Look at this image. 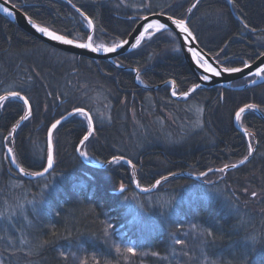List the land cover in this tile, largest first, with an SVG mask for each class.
Listing matches in <instances>:
<instances>
[{"label":"trees","instance_id":"1","mask_svg":"<svg viewBox=\"0 0 264 264\" xmlns=\"http://www.w3.org/2000/svg\"><path fill=\"white\" fill-rule=\"evenodd\" d=\"M8 1L41 26L60 34L67 30L69 38L86 40L89 34L71 3ZM193 2L151 0L153 12L168 4L169 15H187L197 45L222 66L241 67V61L251 63L264 52V0H199L198 7L187 13ZM72 3L94 19L96 43L108 45L125 39L137 17L149 14L139 7L141 0ZM114 61L123 66L45 45L0 16V95L20 91L30 97L33 108L31 118L9 140L4 137L24 114L23 104L12 100L0 109V255L5 263L66 264L60 247L102 246L107 215L119 217L134 245L148 251L146 259L152 264H176L180 249L171 240L184 222L199 229L203 241L197 253L212 264L263 259L264 121L252 110L243 114L239 125L252 134L248 139L255 143L253 155L225 174L217 169L247 155L249 142L233 125V116L247 103L264 107V81L231 88L247 83L240 79L229 88L205 87L187 98L174 99L168 81H176L178 93L197 82L174 33L157 34ZM133 68L140 71L143 84ZM74 107H84L94 119L95 131L80 147L87 158L102 164L113 156H124L134 170L121 161L104 168L82 161L76 149L86 123L78 116L54 130V164L45 176L31 180L10 165L7 147L14 149L17 162L27 172L41 171L46 164L48 128ZM197 108L203 110L199 126ZM178 172L205 175L202 181L169 177L151 193L141 194L134 188V180L148 188L156 179ZM193 184L215 188L217 194L195 196L189 202L180 199ZM166 198L173 200L171 212L164 216L160 201ZM129 204L143 213L147 223L131 219Z\"/></svg>","mask_w":264,"mask_h":264},{"label":"snow or ice","instance_id":"2","mask_svg":"<svg viewBox=\"0 0 264 264\" xmlns=\"http://www.w3.org/2000/svg\"><path fill=\"white\" fill-rule=\"evenodd\" d=\"M69 3L72 4V7L76 9V12L79 14L80 17L86 22V28L89 30V34L87 35L86 40L83 38L76 39V38H69L71 35L70 32H67L65 30V34H58L57 31L53 30L51 27L41 26L38 24L35 20H33L31 17L28 18V23L31 24L32 28L36 30V32L41 33L44 37L49 38L52 41H56L63 45H72L76 48L80 49H88L91 52L98 53H116L118 49L124 48L125 46H130L129 51L137 50L146 41H150L152 38H154L157 34H163L167 33L169 36L173 35V30L170 29L169 25L167 23L161 22L159 19H150V16H166L167 20L171 22L172 25L175 26L176 29H179V33L184 36L185 41L187 42L189 39L192 41H196L197 37L193 34V31L190 29L189 24L190 20L188 19L187 15H185L184 18H177L174 14L169 15L167 9L171 7V5L165 4L163 7H161V10L159 12H153L152 8L154 5L151 3V0H141V3L139 4V7H142L149 13L148 16H138L136 19V23H142V30H138V35H135V40L132 42L128 39H118L116 42L111 43L110 45L105 43H96V23L92 17H90L88 14H86L85 11H82L80 8L76 6V4L72 3V0H68ZM123 2V0H121ZM229 3H233V0H228ZM7 3V0H4V2L0 3V11L4 12L5 14L11 16L13 15V12L10 10L9 7L5 6ZM199 0H195V2L191 3L190 6L187 8V13H192L194 9L198 7ZM158 6V5H157ZM235 7V4H233ZM12 8H15V5L13 4L11 6ZM129 20H132V17H128ZM248 25L245 24V28H247ZM101 33L104 32L103 29L100 30ZM135 31V30H134ZM255 31V29H253ZM175 50H178L175 49ZM188 52L191 53V58L197 65L199 69H202L204 73L199 77L201 81H209L212 77H219L222 75V73H243L245 69H251L253 67L252 64L249 63L247 60L241 61L242 67H232V66H222L219 62L217 63V66H213L212 63H209L208 60L204 59V57L200 54L199 51L195 47H189ZM264 57V52H261L260 55L257 57L259 60L260 58ZM151 58V57H149ZM227 60V58H225ZM113 63H116L118 67H122V62L113 61ZM210 74V75H209ZM251 77H257L261 80H264V64H261L258 67H255L254 71L249 70L247 73V76L244 77L245 80L249 84H256L255 79H251ZM136 79L140 81L141 84L144 83V80L141 78V73L139 70L136 71ZM167 83H171L173 85V91L172 95H181L184 97H188L189 93H194L196 90H198L201 85L199 83H194L186 92H179L176 90V81H168ZM219 99H224V95L221 92L219 95ZM12 100H18L22 102L24 114L19 117V119L15 122V124L12 125L11 131L8 133L6 137H4L5 140H9L13 134L17 131V129L21 126L22 122L28 121L32 114H33V108L30 101V97L26 95H22L20 91H8L4 95H0V109H2L5 105V102H11ZM262 111L264 112V107H262L260 104L256 103H247L244 104L243 107H240L235 112V120L237 122L241 121V118L243 114L248 111ZM203 110L200 108L196 109L197 112V120H196V126H199L200 120H199V113ZM78 116L81 118V123H86V132L83 135V138L80 139L79 144L80 146L85 145V143L90 139V137L93 135L95 131L94 127V119L90 115L89 111H86L84 107H74L71 112H66L65 115H61L59 119L55 120L54 123L51 124V127L47 130V156H46V166L42 167L41 171H35L31 174L33 176H43L45 173H47L54 164V155H53V132L62 124L63 121L67 120L70 117ZM245 136L251 137V133L248 130H245L244 132ZM9 156L11 157V163L15 164L16 167L19 169L20 173L27 174V170L17 162V157L14 153V149L9 147L7 149ZM77 152H79L80 156L87 157L88 153L85 151H82L80 147H77ZM254 147L253 144L250 142L247 146V155L243 157V159H240L237 161V163L233 164H225L223 167L218 169L220 172H224L227 168H236L237 164L243 165L246 161H248L249 157L253 155ZM126 158L124 156H113L111 160L107 161L109 164H116L120 161H124ZM127 163L129 165H132L131 160H127ZM134 167V165H133ZM169 175H172V173H169ZM201 176L204 175V173H200ZM167 179L166 177H161L160 179L156 180L153 185H151L152 188H155L157 185L161 183L162 180ZM139 186V185H138ZM120 189H124V185H120ZM147 189H145L146 191ZM253 197L257 196V193L253 191L251 193ZM205 232L208 236H212V232L205 229ZM21 243H26V240H22ZM41 243H47V241H42ZM179 243V241H177ZM117 251H120L119 247L116 249ZM127 251L129 253H132L134 250L132 248H128ZM155 255V253H153ZM60 255H64V253H60Z\"/></svg>","mask_w":264,"mask_h":264},{"label":"rangeland","instance_id":"3","mask_svg":"<svg viewBox=\"0 0 264 264\" xmlns=\"http://www.w3.org/2000/svg\"><path fill=\"white\" fill-rule=\"evenodd\" d=\"M195 114H197V112ZM248 138L247 140L249 142ZM83 158L91 161L87 157ZM216 194L217 191L215 188H204L193 184L188 186L179 198L189 202L195 196L208 198ZM172 200L173 199L166 198L160 201V207L162 208L161 213H163L164 216L171 212L170 207L172 206L170 205H172ZM148 203H150V201H148ZM135 209L136 208L130 205V210H132V214L129 213L131 214V219L137 223H140L139 221H141L142 224L147 223L146 218H141L143 213L140 214L138 211H134ZM104 222L101 247L91 249L88 248L85 243H78L72 247L67 246L59 248V253H64V255L61 256L66 261V264H152L146 259L148 251L140 248V246L137 247L134 245L128 235L127 229H124L123 223L119 222V217L107 215ZM177 241H179V243H177ZM202 241V235L199 229L191 222H184L178 235L172 237L171 240V243L180 249L178 257L175 260L176 264H212L211 261H208L205 257H200L197 253ZM255 243H258L257 240H255ZM117 247H119L120 251L116 250ZM128 248H132L134 251L129 253L127 251ZM0 264H7L2 259L1 255ZM250 264H264V258L260 260L253 259L250 261Z\"/></svg>","mask_w":264,"mask_h":264},{"label":"water","instance_id":"4","mask_svg":"<svg viewBox=\"0 0 264 264\" xmlns=\"http://www.w3.org/2000/svg\"><path fill=\"white\" fill-rule=\"evenodd\" d=\"M65 2H67L69 5H71L67 0H63ZM4 2V0H0V3ZM13 4H11L8 0H7V3L5 6L9 7L10 10L13 12V15L9 16L7 14H5L4 12L0 11V16H2V18H5L7 19L8 21H10L12 24L18 26L19 28H21L23 31H25L26 33H28L29 35L33 36L34 39H38L40 40L41 42L45 43V45H49L53 48H57L58 50H61V51H64V52H67V53H71V54H75V55H79V56H83V57H86V58H89V59H92V60H101V61H105V62H108L110 64H114L117 66V64L113 63L114 59L120 55H123V54H127L129 53V47L130 46H125L124 48H121V49H118L116 53H103V52H98V53H94V52H91L90 50L88 49H80V48H76L75 46H72V45H63V44H60L56 41H52L50 40L49 38L47 37H44L41 33H38L36 32V30L34 28H32L31 24L28 23V16L26 14H24L20 9H18L17 7L15 8H12ZM76 10V9H75ZM149 15V14H148ZM148 15H145V16H148ZM150 19H159L161 20V22H164V23H167L170 27V29L173 30V33L174 35L176 36L177 40H178V44H179V47H180V50L182 52V55H183V58H184V61L186 63V65L189 67V69L193 72V74L195 75L196 79H197V82L196 83H199L201 85V87L198 89H203L205 87H217V88H229L231 87V84L232 82L236 81V80H240V79H244V77L247 76V73L249 70L251 71H254L255 70V67H258L260 66L261 64H264V57L260 58L259 60L257 58H255V60L253 62H255L253 64V67L251 69H245L243 71V73H222L221 76L219 77H212L209 81H201L199 79V77L203 74H206L203 72L202 69H199L197 67V65L195 64V62L192 60L191 58V53L188 52V48L189 47H195L197 49V51L200 52V54L204 57V59L208 60L209 63H212L213 66H217V62L215 61L214 57H212L211 55L207 54L206 52L202 51V49L197 45L196 41H192L191 39H189L187 42L185 41L184 39V36L182 34L179 33V29H176L174 25L171 24L170 21L167 20V17L166 16H150L149 17ZM142 23L143 22H140V23H136L134 28L132 29V31L128 34V36L125 38V39H128V40H131L132 42H134L135 40V35H138V30H142ZM135 30V31H134ZM60 34V33H58ZM253 62H251L250 64H252ZM242 67V66H241ZM133 71H134V76L136 77V69L133 68ZM210 75V74H209ZM254 79L256 80V83H259V82H262L264 80H261L260 78H257V77H254ZM248 85H252V84H249V83H246L244 84L243 86H237V87H231V88H236V89H240V88H246V86ZM144 87V86H142ZM159 86H156V87H150V89H156L158 88ZM148 88V87H147ZM172 91H173V85L170 89V94L171 96L174 98V99H180V98H186L184 96H181V95H176V96H173L172 95ZM197 91V90H196ZM192 93H189V95H191ZM253 111V110H252ZM71 112V111H70ZM261 120L264 121V115L260 112V111H253ZM55 122V121H54ZM53 122V123H54ZM233 125L236 127V129L240 132H242L244 134L245 132V128L241 127L239 125V122H237L235 120V114L233 116ZM51 127V125H50ZM245 135V134H244ZM13 137V136H12ZM11 137V138H12ZM246 138H248V136H246ZM46 142H47V136H46ZM255 146V143H253V147ZM77 147H81L80 144L77 146ZM8 148H6V152L8 154V151H7ZM78 156L82 159V161H84L86 164L90 165V166H95V167H98V168H104L107 164V161L102 163V164H97V163H94V162H91V161H88L86 160L85 158H83L82 156H80L79 152H77ZM251 157V156H250ZM249 157V159H250ZM7 158H8V161L10 163V165L18 172L20 173L19 169L16 167L15 164H12L11 163V157L9 156V154L7 155ZM248 159V160H249ZM111 160V159H109ZM108 160V161H109ZM126 164L127 163V159L124 160ZM122 161V162H124ZM247 162V161H246ZM237 163V162H235ZM233 164V163H232ZM230 165V164H229ZM46 166V164H45ZM128 166L134 170V167H133V164L132 165H129ZM241 165L240 164H237V167H240ZM223 167V166H222ZM52 169V168H51ZM50 169V170H51ZM220 169V168H219ZM231 169H235V168H227L223 174H225L227 171L231 170ZM49 170V171H50ZM218 170V169H217ZM48 171V172H49ZM47 172V173H48ZM47 173H45L43 176H45ZM20 175L24 176L25 178H28V179H36V178H40V177H43V176H33L31 174V172H27V174H22L20 173ZM205 175V173H204ZM201 176L200 174H192V173H188V172H178V173H173L172 175H165V176H162V177H166L167 179L169 177H174V176H182V177H185V178H189V179H193V180H200L202 181V178L204 177ZM161 178V177H160ZM159 178V179H160ZM157 180V179H156ZM166 180V179H165ZM164 181V180H162ZM155 183V182H154ZM134 188L137 190V192L141 193V194H145V193H150L152 191H154L157 186L155 188H152V187H148V188H142L140 186H138V182L136 180H134ZM145 189H147L145 191Z\"/></svg>","mask_w":264,"mask_h":264}]
</instances>
